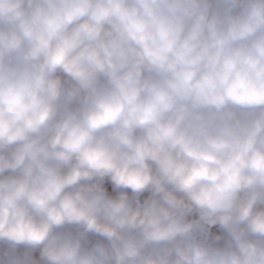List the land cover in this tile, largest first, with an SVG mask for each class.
<instances>
[{"label":"clouds","instance_id":"obj_1","mask_svg":"<svg viewBox=\"0 0 264 264\" xmlns=\"http://www.w3.org/2000/svg\"><path fill=\"white\" fill-rule=\"evenodd\" d=\"M0 264H264V0H0Z\"/></svg>","mask_w":264,"mask_h":264}]
</instances>
